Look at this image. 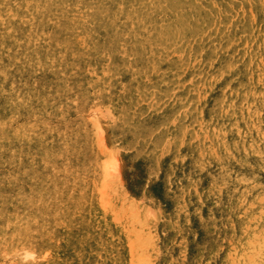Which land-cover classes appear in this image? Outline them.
I'll use <instances>...</instances> for the list:
<instances>
[{
  "label": "rangeland",
  "instance_id": "rangeland-1",
  "mask_svg": "<svg viewBox=\"0 0 264 264\" xmlns=\"http://www.w3.org/2000/svg\"><path fill=\"white\" fill-rule=\"evenodd\" d=\"M0 86V264H264V0H0Z\"/></svg>",
  "mask_w": 264,
  "mask_h": 264
},
{
  "label": "bare ground",
  "instance_id": "bare-ground-1",
  "mask_svg": "<svg viewBox=\"0 0 264 264\" xmlns=\"http://www.w3.org/2000/svg\"><path fill=\"white\" fill-rule=\"evenodd\" d=\"M195 2V1H194ZM10 8V7H9ZM169 11V10H168ZM13 25V24H12ZM12 25H11V27H12ZM191 25V24H190ZM164 29V28H163ZM166 29V28H165ZM203 31V30H202ZM163 33V32H162ZM162 33H160V34H162ZM167 34V33H166ZM26 36V35H25ZM34 41V40H33ZM34 45V44H33ZM20 47V46H19ZM28 47V46H27ZM35 60V59H34ZM208 61V60H207ZM28 62V61H27ZM208 64V63H207ZM196 68V67H195ZM23 70V69H22ZM214 71V70H213ZM227 71V70H226ZM25 80V79H24ZM25 82H27V81H25ZM18 83V82H17ZM240 85V84H239ZM1 87V86H0ZM37 92V91H36ZM24 102V101H23ZM18 103V102H17ZM250 258V257H249Z\"/></svg>",
  "mask_w": 264,
  "mask_h": 264
}]
</instances>
